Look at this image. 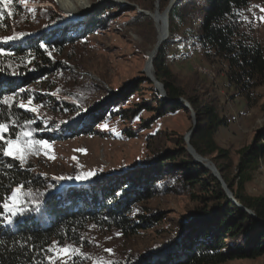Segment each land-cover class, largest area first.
Returning a JSON list of instances; mask_svg holds the SVG:
<instances>
[{
  "label": "trees",
  "instance_id": "1",
  "mask_svg": "<svg viewBox=\"0 0 264 264\" xmlns=\"http://www.w3.org/2000/svg\"><path fill=\"white\" fill-rule=\"evenodd\" d=\"M154 1L149 6L138 4L152 10ZM158 1L163 10L170 0ZM251 1H174L168 12L171 37L159 45L152 60L166 101L144 76L125 82L116 92L95 79L80 81L56 59L69 43L110 24L114 17L109 6L79 19L53 12L39 30L0 42L6 53L0 55V123L7 125L0 144L6 146L5 140H15L26 131L31 137H22L25 141L94 135L100 123L114 118L125 122L142 110L153 111V118L125 128V135L133 138L149 128L154 116L188 111L185 100L196 117L189 144L198 155L212 160L236 202L255 215L227 197L221 182L203 163L195 162L182 136L174 132L155 130L145 136L149 154L141 163L67 187L48 181L31 164L5 156L0 149V205L15 187L22 186L20 206L26 209L13 216L0 206V264H48L49 246L83 242L90 227L123 236L154 228L165 218L160 209L151 211L146 204L173 195L186 197L188 204L175 225L160 231L162 240L110 264H223L264 256V195L246 192V183L264 159V124L249 144L237 150L233 173L228 150L215 140L226 124L216 100L202 96L196 82L180 83L168 63L171 46L190 41L203 55L213 53L225 60L228 85L248 100L251 91L264 84V45L242 23V12ZM129 10L135 8L123 12ZM75 24L84 27L70 35ZM127 25L154 31L152 19L142 12H136ZM141 83L149 85L152 100L134 103ZM6 98L11 99L5 103ZM23 102L26 107H20ZM165 137L172 146L162 148Z\"/></svg>",
  "mask_w": 264,
  "mask_h": 264
},
{
  "label": "rangeland",
  "instance_id": "2",
  "mask_svg": "<svg viewBox=\"0 0 264 264\" xmlns=\"http://www.w3.org/2000/svg\"><path fill=\"white\" fill-rule=\"evenodd\" d=\"M89 2L87 10L82 11L79 8V11L68 12L62 11L56 0H27V4L22 3V0H12V3L7 6L0 3V12L3 13L0 16V38L20 32L37 31L46 21V16L55 14L53 12L65 14L70 19H79L103 6H109L113 10L114 17L110 24L76 42L69 43L56 59L80 81L87 78L95 79L116 92L122 86H126L124 83L127 81L131 82L141 76L147 79L145 72L147 58L157 40L155 23L147 13L151 14L157 9L160 13L165 8L160 10L158 0L153 2L152 10H146L140 6L141 4L149 6L151 0H116L115 2L89 0ZM128 8H135V10L123 12ZM29 9L33 10L29 11ZM136 12H142L152 19L154 31H147L149 29L147 26L139 29L127 25ZM242 20L245 31L264 45V3L252 0L242 12ZM83 27L82 24L72 25L70 35ZM0 42L3 41L0 40ZM168 63L180 83L196 82L200 85L199 93L202 96L214 97L213 99L216 100V107L219 114L225 117L226 124L219 128L215 140L220 147L228 150L230 156L228 162L234 173L238 160L237 150L249 144L255 131L264 124V84L255 87L248 100L245 96L238 95L234 87L228 85L225 60L213 53L203 55L190 41H181L172 45ZM152 69L154 72L153 64ZM151 85L154 87L152 82ZM150 92L149 85L141 83L137 91L139 95L134 96L133 102L150 100ZM183 102L188 111L176 110L159 118L154 116L149 128L143 129L136 137L126 136L125 128L138 124L141 120L153 118V111L142 110L125 122L114 118L100 123L94 135H79L63 139L58 137V139L47 141L49 147L37 145L36 150L27 155L24 162L31 164L36 173L50 182L56 181L54 183H59L61 187L74 186L101 174L133 167L141 163L149 154L145 136L153 134L155 130L180 134L185 141L188 132L193 128V118L196 119V117L193 111L189 110L187 101ZM23 104L27 106V102ZM167 138H162L160 142L162 148L173 145ZM204 159L212 162L209 158ZM260 161L258 169L252 174V179L246 183V192L254 196L264 195V159ZM203 164L207 167V162ZM89 173L93 174L88 175ZM187 204L188 199L180 195L154 198L146 204L147 208L151 211L160 209L161 216L165 218L154 228L123 236L112 230L90 227L83 235V242L76 241L73 244L69 242L65 245L59 242L49 246L45 254L46 262L48 264H108L111 260L118 262L128 256H136L137 253L162 240L160 231L169 227L170 224L175 225L180 215L185 214ZM5 210L12 212L9 209ZM65 247L69 249L67 253L61 251ZM108 249L111 251H106ZM223 264H264V256L256 259L231 260Z\"/></svg>",
  "mask_w": 264,
  "mask_h": 264
},
{
  "label": "snow or ice",
  "instance_id": "3",
  "mask_svg": "<svg viewBox=\"0 0 264 264\" xmlns=\"http://www.w3.org/2000/svg\"><path fill=\"white\" fill-rule=\"evenodd\" d=\"M0 3H3L5 6L12 3V0H0ZM22 3L27 4V0H22ZM33 9H29V11H32ZM11 15V13H9ZM3 13L0 12V16H2ZM23 33H17L13 36H6L3 38H0L3 42H8L10 40L20 39L23 37ZM6 54L3 49H0V55ZM11 98H6L5 103L8 102V100ZM28 104L31 105V99H29ZM20 107H26L25 104L21 103ZM29 110L35 111V108H31ZM106 127V125H105ZM7 131V125L5 123H0V133H3ZM22 137H31V132L26 131L22 133V135H18L15 140L8 139L5 141L7 147H5L3 144H0V149L3 150V154L5 156H10L16 159H19L20 162L23 164L25 161L27 155H29L31 152L36 150L37 145L44 146L45 148L49 147L47 141L43 140H32L29 139L27 141L23 140ZM2 138V137H0ZM93 173H89L88 175H92ZM23 196V187L17 186V188L13 189L10 196L7 197V200L5 203H3L2 207L5 209H9L12 211V215H18L22 214L26 209H24L22 206H20V199ZM38 203V202H37ZM8 222H11V218L9 217ZM68 248L65 247L61 249L62 252L67 253ZM106 251H111L110 249ZM110 264V262H108Z\"/></svg>",
  "mask_w": 264,
  "mask_h": 264
},
{
  "label": "water",
  "instance_id": "4",
  "mask_svg": "<svg viewBox=\"0 0 264 264\" xmlns=\"http://www.w3.org/2000/svg\"><path fill=\"white\" fill-rule=\"evenodd\" d=\"M115 1H116V0H113V2H115ZM174 1H175V0H170L169 3H168V5H167V7L162 11V12H164V13L166 14V19H167V20H168V12H169V10H170L172 4L174 3ZM157 7H158V4H157ZM157 11H158V9H157ZM147 14H149V16L153 17L152 14H150V13H147ZM168 26H169V25H168V23H167V29H168ZM167 38H169V31H168L167 33H165L164 35H161L160 37H159V36L157 37V40H156V43H155V45H154V48H153V50H152V52H151L152 55H151V57H150V61H149L150 69H151V74L149 75V74L147 73V71L145 70V72L147 73L146 78L149 79V80L154 84V87L158 90L161 99L164 100V101L167 100V99H166V94H165V91H164V87H163L162 83H160V82L155 78V75H154V72H153V69H152V60H153V58H154V56H155V53H156V51H157L159 45H160L162 42H164ZM193 120H194V122H193V128H192V130H191L190 132H188V134H187V136H186V138H185V142H186V145H187V149H188L189 152L194 156L195 161H197V162H202V163H203V162H207V167L211 170V173H212V174H213V175H214V176H215V177L221 182L222 187H223V189H224V191H225L227 197H228L230 200H232L234 203H236L241 209H245L241 204H239L238 202H236V200L233 198L232 193L230 192V190L227 188V186H226L225 183L223 182V180H222V178L220 177L219 172H218V170L216 169L215 165H214L211 161H209V160H207V159H204V158H202L200 155H198V154L194 151V149L191 147V145L189 144V138H190V136H191V134H192V132H193V129L195 128L194 125H195L196 119L193 118ZM205 165H206V163H205ZM245 210L248 211L252 216H255L250 210H248V209H245ZM262 222L264 223V220H262Z\"/></svg>",
  "mask_w": 264,
  "mask_h": 264
},
{
  "label": "bare ground",
  "instance_id": "5",
  "mask_svg": "<svg viewBox=\"0 0 264 264\" xmlns=\"http://www.w3.org/2000/svg\"><path fill=\"white\" fill-rule=\"evenodd\" d=\"M100 1H105V0H100ZM56 3L62 11H66V12L70 10L79 11V8L82 11H84V10H87L90 5L89 0H56ZM151 14L153 16L152 19L156 26L157 37L158 36L160 37L161 35H164L165 33H167L169 30L167 29L168 20L166 19V14L164 12L159 13V10ZM151 55L152 54L150 53V55L147 58L146 67H145L149 75L151 74V69H150V64H149ZM187 105H188V108L190 109L188 103Z\"/></svg>",
  "mask_w": 264,
  "mask_h": 264
}]
</instances>
